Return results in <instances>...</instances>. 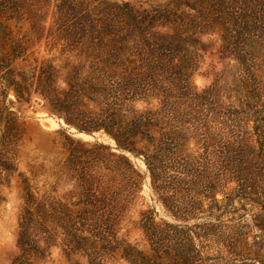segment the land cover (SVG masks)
I'll list each match as a JSON object with an SVG mask.
<instances>
[{"label": "rangeland", "instance_id": "obj_1", "mask_svg": "<svg viewBox=\"0 0 264 264\" xmlns=\"http://www.w3.org/2000/svg\"><path fill=\"white\" fill-rule=\"evenodd\" d=\"M220 1L0 0V264H141L154 261L158 237L167 246L186 233L194 244L163 248L164 264H264V185L252 168L264 43L253 34L242 36L253 48L236 46L223 11L243 0ZM115 55L145 64L161 91L154 108L169 97L168 119L185 102L176 116L190 128L186 155L207 152L202 179H168L157 192L142 156L53 111L47 99L64 97L76 69L79 80L120 72ZM119 154L139 173L136 187ZM186 209L190 218L172 213Z\"/></svg>", "mask_w": 264, "mask_h": 264}, {"label": "trees", "instance_id": "obj_2", "mask_svg": "<svg viewBox=\"0 0 264 264\" xmlns=\"http://www.w3.org/2000/svg\"><path fill=\"white\" fill-rule=\"evenodd\" d=\"M220 2L225 3V0ZM224 6L222 8L226 9ZM231 8L228 7V10L223 12L228 29L238 33L235 45L243 44L245 50L253 48L242 37L253 34L256 38H252V42L264 43V0H243L242 4ZM245 56H248V53ZM111 58L120 68V72L110 73L104 69H96L88 72L83 80H79L83 69H76L70 77V89L64 97L47 99L53 111L68 125L75 126L79 131L90 134L94 131H103L114 140L116 149L142 156L149 170L152 185L157 192L165 190L168 179H171V182L178 179L186 180L190 176L202 179L205 171H199V167L205 160L207 152L199 154L196 158H193L192 154L186 155V146L189 141L187 135L190 128L186 127V121L183 118L179 119L181 115L176 116L180 109L177 108L185 102L172 103L175 109L168 112L172 114L168 119L169 116L165 115V112L171 106L167 101L169 97L165 96L160 102V107L154 108V100L160 98L161 91L149 80V72H142L141 69H144L145 64L131 67L128 60L121 59L119 55L108 59ZM129 62L133 63L134 60ZM249 69H251L250 66ZM257 96V103L252 110L256 119L254 134L259 137L260 147L252 168L256 174H259L264 185V101L261 93ZM85 100L97 104L98 110L94 113L82 111L80 107L84 106ZM164 125H168L170 130L164 132ZM165 140L171 141L173 146L167 147ZM117 157L123 163V166L118 165V171L132 186L136 187L137 177L140 175L134 165L124 154H119ZM171 171L175 172L171 173ZM90 181L91 185H94L95 180ZM255 185L257 186V182ZM249 194H255V191ZM172 213L186 219L190 218L188 216L191 211L186 209L181 214L174 211ZM194 241L195 238L186 233L177 238V242L165 246L162 238L158 237L155 241L154 261L143 258L141 264H164L169 252L162 251L163 248L180 251L181 248L187 249L192 246ZM176 257L177 255L172 257L167 264H200L177 261ZM248 259L258 260V257L251 258L247 255L243 260ZM222 260L235 263L238 259L231 257Z\"/></svg>", "mask_w": 264, "mask_h": 264}]
</instances>
